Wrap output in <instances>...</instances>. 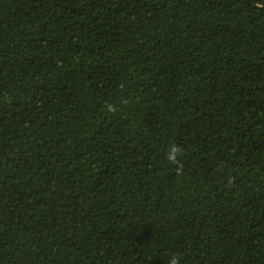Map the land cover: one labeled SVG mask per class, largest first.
Instances as JSON below:
<instances>
[{"label": "trees", "instance_id": "1", "mask_svg": "<svg viewBox=\"0 0 264 264\" xmlns=\"http://www.w3.org/2000/svg\"><path fill=\"white\" fill-rule=\"evenodd\" d=\"M173 257L264 264V0H0V264Z\"/></svg>", "mask_w": 264, "mask_h": 264}, {"label": "clouds", "instance_id": "2", "mask_svg": "<svg viewBox=\"0 0 264 264\" xmlns=\"http://www.w3.org/2000/svg\"><path fill=\"white\" fill-rule=\"evenodd\" d=\"M178 149L176 147H171L168 151L167 158L171 162H175L177 158ZM179 257H173L169 264H178Z\"/></svg>", "mask_w": 264, "mask_h": 264}]
</instances>
